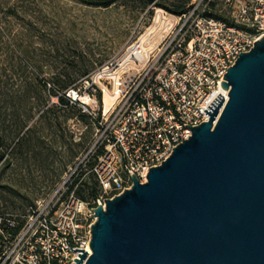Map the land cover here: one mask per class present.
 I'll return each mask as SVG.
<instances>
[{
	"label": "built area",
	"instance_id": "obj_1",
	"mask_svg": "<svg viewBox=\"0 0 264 264\" xmlns=\"http://www.w3.org/2000/svg\"><path fill=\"white\" fill-rule=\"evenodd\" d=\"M216 2L233 8L231 19L212 11ZM154 10L144 31L85 81L87 101L69 93L85 110L95 103L94 135L53 193L23 215L0 216L1 233L19 227L0 264H71L82 253L72 249L87 251L94 209L131 188L133 173L146 181L192 135L187 124L209 120L204 111L219 93L223 109L225 74L264 36V0H192L182 13ZM106 92L114 97L108 111ZM88 172L99 188L93 200L76 194Z\"/></svg>",
	"mask_w": 264,
	"mask_h": 264
},
{
	"label": "water",
	"instance_id": "obj_2",
	"mask_svg": "<svg viewBox=\"0 0 264 264\" xmlns=\"http://www.w3.org/2000/svg\"><path fill=\"white\" fill-rule=\"evenodd\" d=\"M224 78L223 109L219 93L146 181L94 209L71 264H264V36Z\"/></svg>",
	"mask_w": 264,
	"mask_h": 264
},
{
	"label": "rangeland",
	"instance_id": "obj_3",
	"mask_svg": "<svg viewBox=\"0 0 264 264\" xmlns=\"http://www.w3.org/2000/svg\"><path fill=\"white\" fill-rule=\"evenodd\" d=\"M190 2L0 0V216L23 215L53 193L89 146L99 110L71 90L85 99V81L144 31L155 7ZM212 11L231 19L233 8L216 2ZM86 180L96 183L92 172ZM16 232H0V256Z\"/></svg>",
	"mask_w": 264,
	"mask_h": 264
},
{
	"label": "trees",
	"instance_id": "obj_4",
	"mask_svg": "<svg viewBox=\"0 0 264 264\" xmlns=\"http://www.w3.org/2000/svg\"><path fill=\"white\" fill-rule=\"evenodd\" d=\"M82 1H84L87 4H92V5H97V6H100V5L107 6V5L111 4L112 2H114V0H106V1H103V0H82ZM186 5L187 4L184 3V4L180 5L177 8H170V7H166V8L168 10H171V11L175 12V13H182L184 11ZM67 86L68 85H62V88H66L65 89L66 90L65 93L68 92L69 89L71 88V87H67ZM52 92H55V90L53 89ZM61 98L64 100V95L61 96ZM0 140H2V137H0ZM0 146H1V144H0ZM4 156H5V152L4 151L0 152V160L3 159ZM86 191H88V197L86 196ZM98 191H99V189H98V186H97L96 183L94 185H91V184H89V181L86 180V181H84L83 184H81L76 189V194L80 198H82L84 200H87V198H89L90 200H93V199H95L97 197ZM18 229H19V227H17V229H15L12 232L17 231ZM0 240H3V235L2 234H0Z\"/></svg>",
	"mask_w": 264,
	"mask_h": 264
},
{
	"label": "bare ground",
	"instance_id": "obj_5",
	"mask_svg": "<svg viewBox=\"0 0 264 264\" xmlns=\"http://www.w3.org/2000/svg\"><path fill=\"white\" fill-rule=\"evenodd\" d=\"M71 94L75 97L78 95L74 90H71ZM85 100L87 101L88 97H86ZM113 102H114V97L109 92H106L104 95V109H105V111H108L110 109ZM86 250L88 253L92 252L89 245L87 246Z\"/></svg>",
	"mask_w": 264,
	"mask_h": 264
}]
</instances>
